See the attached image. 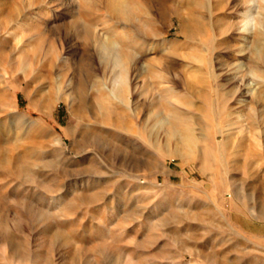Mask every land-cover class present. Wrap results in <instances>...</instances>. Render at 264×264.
I'll return each mask as SVG.
<instances>
[{
	"label": "rangeland",
	"instance_id": "rangeland-1",
	"mask_svg": "<svg viewBox=\"0 0 264 264\" xmlns=\"http://www.w3.org/2000/svg\"><path fill=\"white\" fill-rule=\"evenodd\" d=\"M0 264H264V0H0Z\"/></svg>",
	"mask_w": 264,
	"mask_h": 264
},
{
	"label": "bare ground",
	"instance_id": "bare-ground-1",
	"mask_svg": "<svg viewBox=\"0 0 264 264\" xmlns=\"http://www.w3.org/2000/svg\"><path fill=\"white\" fill-rule=\"evenodd\" d=\"M121 9H122V8H121ZM252 16H253V14H251V13L248 15V21H247V23L244 24V26H243V30H244V31H245V30L247 31V26H248L247 24H248L249 21L252 20ZM116 81H117V80H116Z\"/></svg>",
	"mask_w": 264,
	"mask_h": 264
}]
</instances>
